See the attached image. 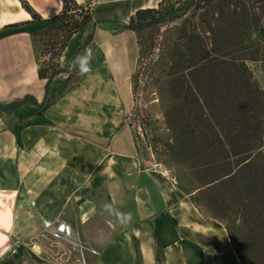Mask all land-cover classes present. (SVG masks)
<instances>
[{
  "label": "crops",
  "instance_id": "crops-1",
  "mask_svg": "<svg viewBox=\"0 0 264 264\" xmlns=\"http://www.w3.org/2000/svg\"><path fill=\"white\" fill-rule=\"evenodd\" d=\"M61 7V0H0V104L36 100L0 109V264H241L224 224L203 218L142 163L127 128L101 126L98 109L74 112L80 92L39 111L45 79L38 77L32 33ZM99 30L106 32L96 29L97 46ZM124 33L131 31L117 37ZM84 35L71 36L60 66L70 67ZM97 49L84 65L93 69L86 80L91 106L120 85L111 68L121 60L107 59L112 47ZM58 221L70 236H52ZM62 241L73 246L61 249Z\"/></svg>",
  "mask_w": 264,
  "mask_h": 264
},
{
  "label": "trees",
  "instance_id": "trees-1",
  "mask_svg": "<svg viewBox=\"0 0 264 264\" xmlns=\"http://www.w3.org/2000/svg\"><path fill=\"white\" fill-rule=\"evenodd\" d=\"M61 2L54 18L32 33L34 44L36 37L44 38L40 56L57 59L48 73L38 68V77L45 79L40 112L55 103L48 100L54 77L80 72L78 56L91 47L99 24L109 20L94 13L89 1ZM163 3L139 8L126 20L114 17V31L130 30L136 36L138 56L131 75L132 93L154 87L173 133L170 148L174 156L180 161L189 159L186 149L192 143V174L199 178L192 203L204 201L214 218L225 222L241 264H252L239 240V227L246 226L244 235L256 243L255 250L264 264V87L253 79L247 65L248 60L264 63V0H179L170 8ZM22 6L33 19H40L26 1ZM188 13L192 29L186 26ZM177 19L181 21L173 29L176 41H162L155 56L157 41L152 31ZM81 30L85 35L71 66H60L62 51L71 36ZM36 58L38 63L37 54ZM66 83L61 81L63 88ZM28 98L36 102L25 95L0 104V109L12 110Z\"/></svg>",
  "mask_w": 264,
  "mask_h": 264
},
{
  "label": "rangeland",
  "instance_id": "rangeland-1",
  "mask_svg": "<svg viewBox=\"0 0 264 264\" xmlns=\"http://www.w3.org/2000/svg\"><path fill=\"white\" fill-rule=\"evenodd\" d=\"M88 1L91 2L94 13L104 15L103 17L109 19L103 21L98 26V28L105 29L106 32L99 30L95 36L98 46L93 42L87 51L82 52L78 56L80 65V72L78 74L68 77L67 74L62 73L54 77L49 87L48 100H55L56 102L69 93L74 96L80 92L79 96L76 98L78 103L75 106L76 110L74 112L79 114L88 109H98L100 110V116L97 119L100 120L101 126L105 127L110 123L111 125H116L117 130H120L122 127L127 128L131 133L137 157L142 163L144 162L151 168L157 169L159 172L160 170H167L168 174L174 175L175 181L172 182L168 178L167 179L174 184L175 189L180 192L179 194L182 199L193 205L203 218L214 219L221 223H225L221 219L214 218V214L205 206L204 201L200 202L199 205L192 203L193 190L199 185V178H196V174H192V143L186 149V151L189 152V159L180 161V157L176 158L174 156V151L170 148V145L173 143V133L167 127L161 106L162 104L156 98L157 95L155 94L154 87L149 85L147 88L142 87V89L134 93V95L132 93L131 75L134 72L138 56L136 36H134L135 34L131 31V34L124 33L120 37H117L120 32L112 29L115 26V18L126 20L134 14L137 9L143 7H157L158 3L161 1L164 2L163 4L167 8L174 7L179 0H87L86 2ZM186 16L189 18V23L186 25L187 29H192V16L189 13ZM180 21L181 19L167 22L165 25L152 31V36L156 38L155 40L157 41L156 48L154 49L155 56H157L160 51V44L162 41L166 40L167 43L169 41H176L177 32L173 29L175 26L179 25ZM261 22L264 26V18H262ZM36 38L34 46L38 56V68H45L48 73L50 71L49 68H52L56 64L57 59L49 57L48 55L40 56L44 38L42 36ZM252 39H255L254 35H252ZM104 46L113 48L106 54L107 59H112V57L116 55V59L121 60L120 64L122 66L118 64V70L111 68L113 72L118 71L117 80L120 85L118 86V83L115 84L107 97L103 99L102 97L100 99L94 98V100H98L99 103L96 104V106H91V104H89L91 100L90 93L94 91H92L90 85L86 84V80L93 69L91 67L86 68L84 65L86 61L93 58V53L96 51L97 47V50H100V48ZM116 46L123 49L116 50ZM247 65L252 72L253 79L259 86L264 87V63L261 60H248ZM90 66H93V64ZM62 80L67 81L65 88L61 85ZM117 86L119 87L118 89ZM69 99L75 100V98L71 96L67 99V102ZM85 102L87 103L83 104ZM38 109L40 110V107ZM84 122L86 121L84 120ZM183 155L187 156L186 153H183ZM239 234H241L239 239L240 243L243 244V248L246 250L250 262H253L252 264H263L262 256L255 250V248L257 249L256 243L247 240V237L244 235L246 234V226L240 225ZM70 246H73V244L68 241H62L59 245L61 249Z\"/></svg>",
  "mask_w": 264,
  "mask_h": 264
},
{
  "label": "built area",
  "instance_id": "built-area-1",
  "mask_svg": "<svg viewBox=\"0 0 264 264\" xmlns=\"http://www.w3.org/2000/svg\"><path fill=\"white\" fill-rule=\"evenodd\" d=\"M160 173L172 182L175 181V176L168 174L167 170H160ZM51 234L54 238L68 237L71 234V228L64 221H58L55 227L51 230ZM91 251L95 252L96 250L91 249Z\"/></svg>",
  "mask_w": 264,
  "mask_h": 264
}]
</instances>
